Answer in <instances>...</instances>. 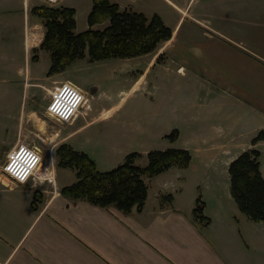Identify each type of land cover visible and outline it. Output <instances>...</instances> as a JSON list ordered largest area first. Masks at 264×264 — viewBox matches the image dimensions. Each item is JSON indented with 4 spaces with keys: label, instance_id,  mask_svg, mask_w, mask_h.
<instances>
[{
    "label": "crops",
    "instance_id": "obj_1",
    "mask_svg": "<svg viewBox=\"0 0 264 264\" xmlns=\"http://www.w3.org/2000/svg\"><path fill=\"white\" fill-rule=\"evenodd\" d=\"M190 2L186 0V6ZM217 16L225 26L222 30L210 33L187 28L177 47L172 46L176 37L173 30L168 40L147 53L151 56L141 72L143 78L150 65L152 68L159 62L166 64L167 59L179 55L185 65L178 66L177 71L189 69L198 88L207 90L202 98H196L201 107L196 118L189 115L185 122L199 138L196 155L203 163L227 155L217 152L225 148V143L218 141L213 132L234 129L242 118L254 122L256 132L264 127V0L222 2ZM28 18L26 14V60L17 70L24 71V81L29 86L41 87L47 99L49 81L54 75L39 72L37 61L29 58L30 48H38L40 42L27 35L28 25L33 24ZM161 53L163 58L157 61ZM0 70V81L11 84L6 65H1ZM88 94L92 92L87 93V99ZM40 112L35 107L28 108L19 115L18 124L5 121L0 127V138L12 131L19 140L22 131L33 133L36 129L48 141L46 153L33 145L42 156L36 174L46 172L47 179L40 176L35 181L14 183L4 175L0 163V264H264V220L251 221L239 211L226 182L229 174L223 187L208 177L205 181L210 183L201 186L196 183L199 175H186L194 165L195 151L187 167H170L145 179L149 182L148 192L140 211L133 208L125 213L114 206L102 207L62 195L60 188L76 177L73 169L57 166L55 148L62 142L73 146L69 140L77 129L63 132L62 127L69 128L86 111L79 110L73 121L57 127L49 126ZM180 137L181 133L170 147L191 150L179 145ZM16 139L9 143L5 155ZM251 139L248 148H257L264 141L252 145ZM234 158L222 160L229 165ZM151 179L156 180L152 191ZM34 190L41 192L37 209L31 206ZM164 193H171L173 198L160 206L158 196ZM198 195L205 202L204 215L210 218L207 225L192 214Z\"/></svg>",
    "mask_w": 264,
    "mask_h": 264
},
{
    "label": "rangeland",
    "instance_id": "obj_2",
    "mask_svg": "<svg viewBox=\"0 0 264 264\" xmlns=\"http://www.w3.org/2000/svg\"><path fill=\"white\" fill-rule=\"evenodd\" d=\"M112 1L119 2L121 8H132L147 16L157 13L172 32L174 30L176 36L172 44L174 47L179 46L181 33L187 28L206 30L210 33H215L217 29L222 30L225 26L218 21L217 11L219 12L222 2L228 4V0H191L187 6L186 0ZM40 5L74 7L75 32L88 28L87 15L92 0H57L53 3L44 0H0V66L6 65L5 72L12 77L11 84L0 81V127L5 121L18 124L19 115H23V112L32 107L42 110L39 116L47 118L49 126L62 125L46 114V106L52 100L54 92L68 82L76 84L83 92L86 89L87 93H90L93 87L92 94H88V105L86 107L83 105L79 109L85 110L86 113L80 114L69 128L62 127V131L77 129L69 140L74 146L72 147L91 157L99 170L106 171L116 167L129 152L133 151L143 153V156L136 158L135 161L144 166L147 162L145 155L147 151L173 146L165 135L176 129L178 135L181 133L179 145L189 147L190 153L195 151L194 165L185 174L191 178L199 175L196 182L198 185L204 186L208 177L207 179L211 178L210 181L223 187L228 177L226 168L228 164L222 159L236 157L249 147L250 139L256 134L254 122L242 118L234 129L224 128L213 132L218 141L225 143V148L217 152L227 155L203 163L196 155L199 138L189 130L185 122L189 115L196 118L197 110L201 108L196 98H202L207 90L198 88L193 78L194 74L189 69L183 73L177 71L178 66L185 65V60H181L179 55L167 59L166 64L159 62L152 68L150 65L141 78V72L145 69L151 54L89 61L86 50L83 59L74 61L61 72L51 74L54 76L49 81L50 89L46 99L43 89L29 86L24 81V71L17 70V66L26 60L24 43L28 21L24 20L26 14L28 19L33 21V24L28 25L27 35L31 36V40L34 38L33 41H42L45 32L43 20L36 15L32 18L34 15L31 13L33 6ZM106 25L107 22L95 24L93 29H102ZM29 53V58L37 61L36 69L51 76L47 74L50 66L49 52L31 47ZM34 55L36 56L33 57ZM37 131L36 129L33 133L28 130L22 131L19 140L12 131L3 134L0 138V141H3L0 143L1 165L8 159L10 152L26 143L38 145L44 153L48 152V141L39 136ZM15 139L17 142L5 155L9 143ZM256 149L260 150V171L264 176V141L260 142ZM43 159L47 160L46 156ZM71 172L75 176L74 171ZM147 178L145 177L146 180ZM191 178L190 185L193 182ZM226 182H229V179ZM155 185L156 180L151 179V191Z\"/></svg>",
    "mask_w": 264,
    "mask_h": 264
},
{
    "label": "trees",
    "instance_id": "obj_3",
    "mask_svg": "<svg viewBox=\"0 0 264 264\" xmlns=\"http://www.w3.org/2000/svg\"><path fill=\"white\" fill-rule=\"evenodd\" d=\"M31 13L40 17L45 27L38 49L49 52L48 75L61 72L74 61L83 59L86 50L89 61L129 58L153 52L159 43L172 35L171 28L157 13L147 16L132 8H121L112 0H92L87 15L88 28L80 32H75L74 7L40 5L33 6ZM105 22L104 28L93 29L95 24ZM162 58L163 55L159 54L157 61ZM165 137L170 142L175 141L178 130H172ZM259 140H264V127L256 132L251 144ZM54 153L57 166L75 171V181L60 188L62 195L85 199L102 207L114 206L125 213L133 208L143 209L148 192L145 177H153L174 166L185 168L192 157L185 148L153 149L145 153L147 162L141 166L135 159L142 157L143 153L133 151L116 167L101 171L91 157L69 143H60ZM259 155V149L248 148L228 165L231 196L239 211L254 222L264 220V176L260 171ZM40 197L41 192L34 190L33 209L38 208L36 202ZM172 198L171 193L160 194L158 203L160 206L169 204ZM204 206L205 202L198 195L192 214L195 220L207 225L210 218L204 215Z\"/></svg>",
    "mask_w": 264,
    "mask_h": 264
},
{
    "label": "built area",
    "instance_id": "obj_4",
    "mask_svg": "<svg viewBox=\"0 0 264 264\" xmlns=\"http://www.w3.org/2000/svg\"><path fill=\"white\" fill-rule=\"evenodd\" d=\"M44 1L53 3L57 0ZM62 99L67 100L65 106L61 103ZM84 100L85 92L76 84L68 82L60 92H54L52 100L46 106V114L62 123L71 122L77 116ZM41 161V151L36 146L25 144L16 152L14 150L8 154L2 172L14 183L35 181L40 176L47 179L46 172L40 173V176L36 174Z\"/></svg>",
    "mask_w": 264,
    "mask_h": 264
},
{
    "label": "bare ground",
    "instance_id": "obj_5",
    "mask_svg": "<svg viewBox=\"0 0 264 264\" xmlns=\"http://www.w3.org/2000/svg\"><path fill=\"white\" fill-rule=\"evenodd\" d=\"M66 102H67V100H65V99H62V101H61V103H63V106H65L67 104ZM83 105H84V107H86L88 105V99L86 96H85V100L83 102Z\"/></svg>",
    "mask_w": 264,
    "mask_h": 264
},
{
    "label": "water",
    "instance_id": "obj_6",
    "mask_svg": "<svg viewBox=\"0 0 264 264\" xmlns=\"http://www.w3.org/2000/svg\"><path fill=\"white\" fill-rule=\"evenodd\" d=\"M91 92H93V87L91 88Z\"/></svg>",
    "mask_w": 264,
    "mask_h": 264
}]
</instances>
